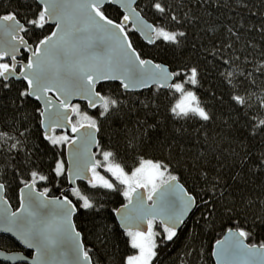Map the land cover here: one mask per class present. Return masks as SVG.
Wrapping results in <instances>:
<instances>
[{
  "label": "snow or ice",
  "instance_id": "6c2138e0",
  "mask_svg": "<svg viewBox=\"0 0 264 264\" xmlns=\"http://www.w3.org/2000/svg\"><path fill=\"white\" fill-rule=\"evenodd\" d=\"M197 2L220 4V0ZM106 3L118 5L123 10L118 22L105 15L103 9ZM148 6L161 20L180 23L165 0H148ZM244 6L247 7L246 4ZM138 8L137 0H39L38 10L31 19L25 17L24 22L15 12L0 15V91L11 90L14 80L26 82L16 100L10 102L21 106L27 98L42 102L36 111L41 117L44 138L53 146L59 148L67 145L71 150V167L66 168L64 159L57 158L52 169L54 175L64 177L72 185L68 192L85 210L98 212L102 205L95 197L90 199L88 195L82 194L76 181L86 179L91 189L119 190L127 203L113 211L128 238V246L136 250L135 254L125 258L124 264H153L157 257V237L162 243L177 238L186 216L197 206V197L179 183V177L170 170V161L141 157L138 166L126 171L122 163L117 162L116 152L101 147L96 136L101 131L99 120L87 112L82 113L79 104L71 103L74 96H79L87 101L88 108L99 109L98 116L105 118L115 114L122 102L111 94H104L103 87L98 90V85L119 81L124 91L155 85L157 91L168 89L172 95L179 94V98L168 109L174 119H198L205 123L214 119L196 90L186 88V85L200 84L197 67L170 70L166 64L142 58L133 46L130 32H138L150 45H157L161 41L180 46L181 38L186 37L184 31H172L164 24L149 23L142 15L143 9ZM184 15L187 19V13ZM53 22L55 30L39 39L34 46L24 39L22 33L44 29ZM259 30L264 33V27ZM228 31L237 41L240 39L239 34L231 28ZM226 47L230 49L232 44ZM21 48L30 53L27 62L17 60ZM217 51L213 49L212 54L217 55ZM261 55L264 57V53ZM220 59L228 66L220 75L230 86L243 87L244 81L255 84L251 72L245 74L234 69L240 57L232 60L220 56ZM245 62H248L246 57ZM255 71L264 72V62L258 63ZM236 76L244 78L239 85L233 84ZM50 93H54L56 99ZM251 95L249 93L246 98L234 93L231 100L239 107H250L248 100ZM258 99L261 108H264V97ZM147 106L145 103L144 107ZM73 114L78 118L75 122ZM250 119L249 134L256 136L264 133V119ZM138 123L141 126L144 124ZM155 127V124L147 125L141 135H146L149 129ZM56 128L65 129V134L54 135ZM69 128L72 133H76L75 136L67 134ZM30 132V128H25L20 133L24 139H16L8 132L0 131V141H14L8 146L9 152L24 151ZM129 146H132V141H129ZM93 148L99 152L92 151ZM97 154L102 159H96ZM26 156L30 157L31 153H26ZM26 162L31 163L27 159ZM245 163L247 154L241 161L242 166ZM101 168L118 183L101 175L98 171ZM257 168L264 169V152L260 154ZM200 176L208 182L206 171H201ZM48 179L49 176L32 169L29 179L21 181L20 208L11 211L4 198L7 185L0 173V231L13 233L28 249L35 250L32 264H93L90 250L83 247L81 233L76 231L71 219L79 211L73 199L67 195L49 198L48 188L36 190L39 182ZM221 179L219 176L213 177L209 191L213 194L218 192L223 198L225 189L217 187ZM232 179H240L239 174ZM141 189L146 191L142 192ZM201 203L207 209L205 218L212 217L215 204L211 200H201ZM261 203L264 204V201ZM226 210L229 213L232 211L230 208ZM234 223L235 227L227 229L224 239L216 241L213 255L217 264H264V243H246L251 233L240 220ZM187 254L191 255V252ZM0 256L25 264L29 259L23 255L0 253Z\"/></svg>",
  "mask_w": 264,
  "mask_h": 264
},
{
  "label": "trees",
  "instance_id": "16d2710c",
  "mask_svg": "<svg viewBox=\"0 0 264 264\" xmlns=\"http://www.w3.org/2000/svg\"><path fill=\"white\" fill-rule=\"evenodd\" d=\"M165 2L171 5L180 23L161 20L148 6V0H138L137 4L143 9L142 15L152 24H164L169 30L184 31L186 37L181 38V45L161 41L150 45L136 32H130V38L144 59L165 63L172 70L197 67L200 84L186 85V88L196 90L214 119L207 123L198 119H174L168 109L179 94L172 95L168 89L157 91L156 86L139 92H126L118 82L98 85V90L103 87L104 94H111L122 102L115 114L105 118L98 116L99 109L90 111L86 104H77L82 113L87 112L99 120L101 147L116 152L117 162L122 163L126 171L138 166L141 157L170 161L172 173L179 177L189 193L197 197V206L178 230L177 238L162 243L157 237V257L153 264H215L213 245L228 228L235 227L236 220H240L251 233L247 240L249 244L264 243V204L261 203L264 201V169L257 168L260 154L264 152V133L256 136L249 134L250 118L264 119V108H261L258 99L264 97V72L255 71V66L264 62L261 55L264 53V33L259 30L264 27V0H220L219 5L197 0ZM38 8L37 0H0V15L15 12L21 22L25 17L31 19ZM103 10L105 15L117 22L123 14L120 8L113 5H107ZM229 28L239 34L238 41L229 33ZM52 30L53 26L48 24L44 29H32L23 35L34 46ZM229 43L232 44L230 49L226 47ZM213 49L218 50L215 56ZM220 56L232 60L240 57L234 69L245 74L251 72L255 84L244 81L243 87L230 86L220 75L228 67ZM21 57L26 59L27 53L22 51ZM245 57L248 62H245ZM243 80V77L236 76L233 84L239 85ZM12 84L11 90L0 91V131L8 132L16 139H24L20 133L25 128H30L31 132L27 134L24 151L9 152L8 146L14 141H0V173L7 185L6 197L17 208L19 190L23 186L21 181L29 179V172L36 169L49 176L48 181L39 182L37 188L41 191L48 188L50 196L67 195L73 199L79 209L74 221L84 236L93 263L124 264L125 258L136 250L128 246V238L118 225L113 210L127 203L126 198L119 190L91 189L88 183L78 182L82 194L90 199L95 197L102 205L98 212L81 209L80 203L68 192V182L52 172L57 158L64 159L66 167L65 146L58 148L44 138L41 117L36 111L41 106L37 101L27 98L22 106L10 102L16 100L18 92L26 86L23 80H14ZM234 93L246 98L251 93L248 100L250 107L237 106L231 100ZM145 103L147 107H144ZM74 119H77L75 115ZM138 122L144 124L141 126ZM149 124L156 127L141 135ZM63 134L54 133L57 136ZM129 141H132V146H129ZM28 152L30 157L26 156ZM246 154L247 163L242 166L241 161ZM96 158L102 159L99 154ZM26 159L31 163H27ZM100 170L113 183H118L105 169ZM201 171L208 173L207 183L201 178ZM236 174L240 179L233 180ZM217 176L222 178L217 187L225 189L223 198L218 192L213 194L209 191L212 178ZM201 200H211L215 204L212 217L205 218L207 209ZM228 208L231 213L226 210ZM0 248L15 251L20 246L10 236L0 234ZM189 252L191 255L187 254ZM0 264L10 263L0 261Z\"/></svg>",
  "mask_w": 264,
  "mask_h": 264
},
{
  "label": "water",
  "instance_id": "95a60500",
  "mask_svg": "<svg viewBox=\"0 0 264 264\" xmlns=\"http://www.w3.org/2000/svg\"><path fill=\"white\" fill-rule=\"evenodd\" d=\"M137 2H138V0H137ZM37 3L39 4V0H37ZM107 5H113V6H116V7H118L119 8V6L118 5H115V4H108V3H106L105 4V6H107ZM104 6V7H105ZM121 9V8H120ZM121 11L123 12V10L121 9ZM111 19V18H110ZM146 19V18H145ZM147 20V19H146ZM149 23H151L150 21H148ZM50 25L51 26H53V30L52 31H54L55 30V25H54V22L53 23H50ZM137 34H139L138 32H136ZM22 35H23V33H22ZM140 35V34H139ZM141 37V39L145 42V43H147V41L142 37V36H140ZM24 39H25V37H24ZM26 40V39H25ZM27 41V40H26ZM28 42V41H27ZM29 44V43H28ZM148 44V43H147ZM30 45V44H29ZM134 46V45H133ZM22 51H24V49L23 48H21V50H20V53H18L17 54V60L19 61L20 60V58H21V56H22ZM29 55H30V53H29ZM29 57V56H28ZM145 59H148V60H152V59H150V58H145ZM153 61V60H152ZM24 62H27V61H24ZM153 62H155V61H153ZM155 63H162V62H155ZM162 64H165V63H162ZM167 65V64H166ZM168 66V65H167ZM169 68H170V66H168ZM170 70H172L171 68H170ZM107 82H118V83H120L119 81H107ZM103 83H106V82H103ZM25 84H26V82H25ZM155 85H152L151 87H149V88H140V89H136V90H131V91H126V92H139V91H143V90H147V89H150V88H152V87H154ZM50 96H52L53 97V99H56L55 98V94L54 93H50L49 94ZM31 99H33V100H35V98H31ZM36 101V100H35ZM39 104H40V106H42V102H40V101H37ZM71 103H73V104H76V103H84V104H86V107H87V101H85V100H83L81 97H79V96H74L73 98H72V100H71ZM88 108V107H87ZM88 110H90V111H94V110H96V109H90V108H88ZM73 117H74V114L72 115V119H73ZM63 132V133H65V129H61V128H56V130H55V132ZM67 134L68 135H70V136H75L76 135V133H72L71 131H70V128L67 130ZM96 136H97V139H98V133L96 134ZM99 140V139H98ZM92 151H96V148H93L92 149ZM71 158H72V154H71V150L67 147V145H65V160H66V168H70L71 167V163H70V160H71ZM97 159V158H96ZM90 175V174H89ZM78 182H84V183H88L87 182V180L86 179H81V180H78V181H76V184L78 183ZM179 183L180 184H182L183 186H184V184L182 183V182H180L179 181ZM69 184V183H68ZM72 185H70L69 184V187H71ZM23 187V186H22ZM21 187V188H22ZM185 187V186H184ZM20 188V189H21ZM186 188V187H185ZM187 189V188H186ZM36 190L37 191H41V190H39L38 188H37V186H36ZM140 191H142V192H144V191H146V190H144V189H141ZM189 192V191H188ZM193 195V194H192ZM59 196H61V195H59ZM48 197L49 198H55V197H57V196H50L49 194H48ZM4 198L7 200V202H8V204H9V206H10V210L11 211H17L19 208H20V205H21V199H20V190H19V205H18V207L17 208H14L13 206H12V204L10 203V201L8 200V198L6 197V193L4 194ZM74 203V202H73ZM149 203H151V202H149ZM121 207V206H120ZM119 207V208H120ZM194 209H195V207L192 209V211L191 212H189L188 213V215L186 216V218H185V222L188 220V218H189V216L191 215V213L194 211ZM77 214V213H76ZM75 214V215H76ZM75 215H73L72 217H71V219H72V222H73V224L75 225V229H76V231H78V232H80L78 229H77V227H76V224H75V221H74V218H75ZM115 218H116V221H117V223H118V225H119V219L115 216ZM184 222V223H185ZM184 225V224H183ZM182 225V226H183ZM181 226V227H182ZM121 228V227H120ZM122 229V228H121ZM123 230V229H122ZM124 231V230H123ZM81 233V232H80ZM0 234H3V235H7V236H10L11 238H13L23 249H26V250H29V251H32L33 252V254L31 255V256H29V255H27L24 251H21V250H15V251H7V250H4V249H1L0 248V253H3L4 255H23V256H26V257H28L29 259H28V261L26 262L27 264H32V262H33V259L35 258V250L34 249H28L15 235H13V233H9V232H3V231H0ZM227 235V231L222 235V237L221 238H219L218 240H222V239H224V237ZM81 237H82V243H83V247L85 248V244H84V240H83V235H82V233H81ZM246 243H248L247 241H246ZM249 244V243H248ZM215 247H216V242L214 243V245H213V250H212V256H213V260H214V263L215 264H217V261H216V257L213 255V253H214V251H215ZM90 255V254H89ZM91 256V255H90ZM92 258V257H91ZM0 261H2V262H5V263H10V264H16V263H25V262H22V261H16V262H12V261H9V260H6L5 258H4V256H0ZM92 262H93V260H92ZM94 264V263H93Z\"/></svg>",
  "mask_w": 264,
  "mask_h": 264
},
{
  "label": "flooded vegetation",
  "instance_id": "af4514ba",
  "mask_svg": "<svg viewBox=\"0 0 264 264\" xmlns=\"http://www.w3.org/2000/svg\"><path fill=\"white\" fill-rule=\"evenodd\" d=\"M25 51V50H24ZM26 52V51H25ZM27 53V58L26 59H23V61H27V59H28V56H29V53L28 52H26ZM22 59V57L20 58V60ZM83 235V234H82ZM83 240H84V236H83ZM84 244H85V242H84ZM20 246V245H19ZM85 249H86V246H85ZM19 250H21V251H24L27 255H29V256H31L32 254H33V252L32 251H29V250H26V249H23L21 246H20V249ZM17 264V263H16Z\"/></svg>",
  "mask_w": 264,
  "mask_h": 264
},
{
  "label": "rangeland",
  "instance_id": "374dc122",
  "mask_svg": "<svg viewBox=\"0 0 264 264\" xmlns=\"http://www.w3.org/2000/svg\"><path fill=\"white\" fill-rule=\"evenodd\" d=\"M78 119V118H77ZM75 120V119H74ZM86 123V122H85ZM98 171L101 173V175L105 176L106 179L112 180L108 175H105L100 169H98ZM113 182V181H112ZM157 231H159L158 229H156ZM136 252V251H135ZM135 254V253H134Z\"/></svg>",
  "mask_w": 264,
  "mask_h": 264
}]
</instances>
